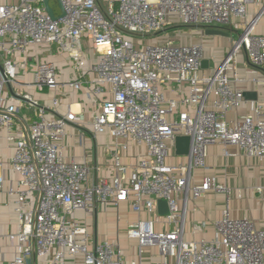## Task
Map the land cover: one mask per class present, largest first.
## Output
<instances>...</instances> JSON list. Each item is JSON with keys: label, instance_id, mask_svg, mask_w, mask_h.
Returning a JSON list of instances; mask_svg holds the SVG:
<instances>
[{"label": "built area", "instance_id": "built-area-1", "mask_svg": "<svg viewBox=\"0 0 264 264\" xmlns=\"http://www.w3.org/2000/svg\"><path fill=\"white\" fill-rule=\"evenodd\" d=\"M60 1L59 15L50 1L53 20L44 0H0V132L5 133L0 150L1 139L13 145L9 167L16 175L7 181L0 174V192L9 198L19 226L8 236L16 253L7 264H30L31 255L44 258L53 249L50 264H64L67 256H81L84 264H143L127 261L117 243L92 242L86 226L75 218L77 211L123 202H130L138 217L126 233L137 242L141 259L146 249H153L159 255L154 264H264V229L250 218H233L228 205L213 223L212 239L185 238L190 199L213 191L229 201L232 193L214 176L197 178V171L207 169L209 146L233 145L264 163V105L228 118L245 103L237 85L241 77L236 70L229 73L237 53L244 50L250 65L264 68V35L255 32L262 12H249L257 0ZM175 22L241 34L211 72L202 68L201 44L136 47L131 39L161 33ZM85 40L91 49L88 57ZM46 46L68 56L73 72L69 81L60 80L55 62L37 60L33 50ZM91 59L92 85L87 76ZM28 67L30 79L25 80ZM84 86L101 99L90 121L70 106L59 113L56 95L49 104L37 98ZM167 91L178 95L168 97ZM69 124L115 139L111 177L96 176L100 168L94 167L93 173L89 163L65 158ZM178 136L192 137L190 156L175 154ZM131 144L145 150L128 174L121 152ZM159 199L167 201L168 215H159Z\"/></svg>", "mask_w": 264, "mask_h": 264}, {"label": "crops", "instance_id": "crops-1", "mask_svg": "<svg viewBox=\"0 0 264 264\" xmlns=\"http://www.w3.org/2000/svg\"><path fill=\"white\" fill-rule=\"evenodd\" d=\"M264 0H257L254 4L249 5L250 10L257 7V12H262V16L256 26L255 32L260 35H264ZM251 14V13H250ZM204 29V28H198ZM202 33H204L202 31ZM233 35V34H232ZM231 35V37H232ZM208 36L203 37L202 41L196 42L201 44L205 51V58L209 59V68L204 69L207 72L214 70L222 60L227 56L228 52L221 49V39L214 36L215 39L207 50V46L204 42L207 41ZM230 37V38H231ZM227 38V37H224ZM229 38V39H230ZM219 40V41H218ZM230 40H233L232 38ZM86 46H88L87 40H85ZM195 44V43H193ZM40 50L44 52L40 54L46 55L49 61L55 62L61 69L60 80L69 81L72 76V64L68 60V56L65 53L59 52L55 46L42 47ZM45 48V49H44ZM217 48L219 49L217 51ZM39 49H36L34 53H38ZM53 52L56 53L54 58H49ZM91 54H86L88 57ZM44 60V59H42ZM214 60L215 68L210 69V61ZM88 79L92 85L95 80V74L92 71L93 60L88 61ZM233 70L229 73L237 71L242 81L239 82L238 88L245 91H251L257 93L256 100H247L243 106L234 113H230L228 118L235 119L236 117L250 113L252 106L256 104L264 105V68H257L249 64L244 50H240L236 55V60L233 64ZM25 80L30 79V73L25 74ZM91 87L84 86L82 90L75 91L67 89L65 91L47 92L45 94H38L37 98H40L42 104L50 102L53 95H56L60 99L58 106L59 113H66L69 106L73 110H82L85 113L87 121H90L95 112L100 109V98H93L90 94ZM28 90V89H27ZM33 92V90H28ZM35 94V93H34ZM168 97L177 96L174 91L166 92ZM109 98L110 95H105L104 98ZM26 109L21 110L17 115V121L20 122L22 114ZM30 122H27L29 125ZM24 124H21V127ZM26 126V124H25ZM26 130V128H25ZM4 132H0V137L4 136ZM2 147L0 150V161L3 165H0V174H4L7 181L16 177L9 167L10 158L13 154V145L4 139H1ZM115 139L108 133L95 135L91 128H80L77 125L69 124L67 127V135L64 140V156L67 160L76 159L79 162H87L93 168H100V172H95L96 176L111 177L114 174L113 168V151ZM119 142H124L119 140ZM144 148L130 145L129 150L122 151V160L126 165V172L130 174L132 168L137 163V156L144 152ZM176 154V147L174 150ZM227 152V153H226ZM177 155V154H176ZM207 169L197 171V178L201 181V178L205 175L216 177L220 182L227 186L235 188L238 195L241 196L244 191L245 197L240 201L234 203V206L230 205V214L233 218H250L256 226L260 229H264V163L260 162L254 157L247 156L238 147L229 145H212L208 148V154L206 158ZM257 179V180H256ZM258 187H261V191H258ZM231 189V188H230ZM232 190V189H231ZM233 192V190H232ZM158 203V200H157ZM184 203V202H183ZM181 203V207L183 206ZM229 207V201L227 196L223 193H216L209 191L204 197L197 200L190 199L186 204L185 212V238L187 240H200V239H212L214 236L213 223L219 220L222 216L223 210ZM184 207V206H183ZM236 210L242 213H235ZM144 219H148L147 214H142ZM75 218L82 222L88 232L91 235L92 242L109 241L119 244L127 261L141 260L143 264H154L159 259V255L156 250L146 249L143 253L142 259L138 255V244L134 240H130L127 236L128 226L137 220V215L132 211L130 202H123L119 206L114 204H101L95 209L86 211L80 210L75 213ZM205 222L207 225L201 231L195 232L194 226ZM18 220L12 213L11 203L5 192H0V264H7L15 256L16 247L10 241L8 236L18 231ZM56 249H53L49 255L44 258H38L34 254L29 258L30 264H50ZM64 264H84L81 256L71 257L67 256Z\"/></svg>", "mask_w": 264, "mask_h": 264}, {"label": "rangeland", "instance_id": "rangeland-1", "mask_svg": "<svg viewBox=\"0 0 264 264\" xmlns=\"http://www.w3.org/2000/svg\"><path fill=\"white\" fill-rule=\"evenodd\" d=\"M51 5L55 10V13L57 15L61 14V9L59 8V4L56 0H51ZM264 8V4L262 5ZM257 7L252 10H250L251 15H255L257 13ZM202 31L204 33H202ZM241 33L238 34H233L232 35V39L230 40L229 38H224V37H217V39H221L222 45H221V49L225 52V54L228 52V49L233 47V44H235V42L238 40L239 35ZM206 34H205V29H198V28H192V27H187L184 26V24H181L179 22H175L174 25L168 27L165 31L161 32V33H157L151 36H146V37H132L131 39L133 40L134 44L136 45V47L141 46H150V45H155V46H165L168 45L169 43L173 44V45H186V44H193L199 41L203 40V37L205 38ZM215 39V37L213 36H208L207 37V41L208 42H204V45L207 46V50H210L211 47L209 48V46L212 45L213 40ZM219 41V40H218ZM84 43V53L85 54H91L90 52V48L86 47V43L85 41ZM40 50H42L43 48H39ZM45 49V48H44ZM232 49V48H231ZM38 51V53H34V55H37V60H48V58L46 57V55H42V57H40V54H43L44 52ZM219 49L217 48V51ZM33 52H35V50H33ZM56 55L55 52H53V54L50 55L49 58H54V56ZM31 66L34 65L33 63L35 62V60L29 59ZM215 68V63L214 60L210 61V69H214ZM32 67H28V71L27 73L29 74L31 71ZM26 73V74H27ZM27 92H29L28 90H26ZM257 180V179H256ZM227 186V185H226ZM228 188H231L233 190V192L231 193L230 199H229V210L230 209V205L234 206L235 200L236 202H240L244 197V191L242 192L241 196L238 195V192L235 188H232L230 186H227ZM237 213H242L241 211L236 210L235 212Z\"/></svg>", "mask_w": 264, "mask_h": 264}, {"label": "water", "instance_id": "water-1", "mask_svg": "<svg viewBox=\"0 0 264 264\" xmlns=\"http://www.w3.org/2000/svg\"><path fill=\"white\" fill-rule=\"evenodd\" d=\"M51 0H44V5L46 8L47 13L50 15V17L55 20L56 16L54 14L53 9L50 6ZM59 4V8L61 11H63V5L60 0H56ZM63 15V14H62ZM205 29L206 35H214V36H223L230 38L233 34L229 29L226 28H217V27H203ZM235 33V32H234ZM238 40L236 41V43ZM202 68L207 69L209 68V59L205 58L202 61ZM244 98L247 100H256L257 99V93L251 92V91H245ZM191 145H192V137L191 136H178L175 140V147H176V154L178 156H190L191 152ZM158 207V213L159 215H168L169 207L167 204V201L165 199H159L157 203Z\"/></svg>", "mask_w": 264, "mask_h": 264}]
</instances>
